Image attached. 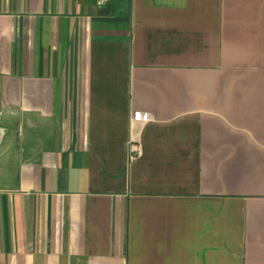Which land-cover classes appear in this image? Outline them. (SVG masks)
Instances as JSON below:
<instances>
[{
	"label": "crops",
	"instance_id": "0c3cea01",
	"mask_svg": "<svg viewBox=\"0 0 264 264\" xmlns=\"http://www.w3.org/2000/svg\"><path fill=\"white\" fill-rule=\"evenodd\" d=\"M0 264H264V0H0Z\"/></svg>",
	"mask_w": 264,
	"mask_h": 264
},
{
	"label": "built area",
	"instance_id": "2783aa9c",
	"mask_svg": "<svg viewBox=\"0 0 264 264\" xmlns=\"http://www.w3.org/2000/svg\"><path fill=\"white\" fill-rule=\"evenodd\" d=\"M142 154V149L139 146L132 145L131 146V156H140Z\"/></svg>",
	"mask_w": 264,
	"mask_h": 264
}]
</instances>
